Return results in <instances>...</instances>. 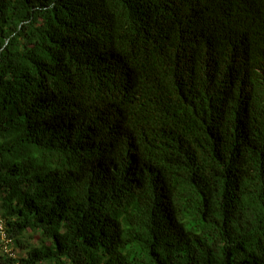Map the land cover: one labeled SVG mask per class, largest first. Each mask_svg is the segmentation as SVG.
I'll use <instances>...</instances> for the list:
<instances>
[{
    "label": "trees",
    "instance_id": "16d2710c",
    "mask_svg": "<svg viewBox=\"0 0 264 264\" xmlns=\"http://www.w3.org/2000/svg\"><path fill=\"white\" fill-rule=\"evenodd\" d=\"M0 264H264V0H0Z\"/></svg>",
    "mask_w": 264,
    "mask_h": 264
}]
</instances>
